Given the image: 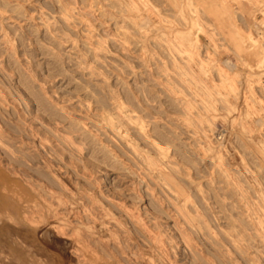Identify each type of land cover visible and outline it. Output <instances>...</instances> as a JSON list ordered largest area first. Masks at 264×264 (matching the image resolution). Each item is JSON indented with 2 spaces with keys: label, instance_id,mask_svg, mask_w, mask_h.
<instances>
[{
  "label": "rangeland",
  "instance_id": "rangeland-1",
  "mask_svg": "<svg viewBox=\"0 0 264 264\" xmlns=\"http://www.w3.org/2000/svg\"><path fill=\"white\" fill-rule=\"evenodd\" d=\"M107 221L110 264H264V0H0V264Z\"/></svg>",
  "mask_w": 264,
  "mask_h": 264
},
{
  "label": "bare ground",
  "instance_id": "bare-ground-1",
  "mask_svg": "<svg viewBox=\"0 0 264 264\" xmlns=\"http://www.w3.org/2000/svg\"><path fill=\"white\" fill-rule=\"evenodd\" d=\"M16 2V1H15ZM224 2V1H223ZM22 4V3H21ZM18 5V4H17ZM20 6V5H19ZM79 7V6H78ZM37 15V14H36ZM155 17V16H154ZM8 18V17H7ZM158 23V22H157ZM156 23V24H157ZM95 28V27H94ZM154 31V30H153ZM95 33V32H94ZM28 34V33H27ZM149 34V33H148ZM97 38V37H96ZM106 39V38H105ZM89 41V40H88ZM96 46V45H95ZM79 60V59H78ZM92 64V63H91ZM14 72V71H13ZM11 73V72H10ZM201 80V79H200ZM93 83V82H92ZM3 91V90H2ZM6 91V90H5ZM10 98V97H9ZM113 102V101H112ZM14 104V103H13ZM19 115V114H18ZM46 117V116H45ZM28 118V117H27ZM14 121V120H13ZM41 128V127H40ZM37 129V128H36ZM203 130V129H202ZM107 132V131H106ZM123 132V131H122ZM7 133V132H6ZM44 133V132H43ZM92 133V132H91ZM48 136V135H47ZM46 136V137H47ZM30 137V136H29ZM45 137V136H44ZM211 138V137H210ZM4 139V138H3ZM44 139V138H43ZM20 141V140H19ZM45 146V145H44ZM57 148V147H56ZM55 150V149H54ZM17 156V155H16ZM67 160V159H66ZM98 160V159H97ZM48 161V160H47ZM51 163V162H50ZM78 167V166H77ZM56 169V168H55ZM78 169V168H77ZM17 171V170H16ZM49 171V170H48ZM60 171V170H59ZM64 171V170H63ZM78 171V170H77ZM15 174V173H14ZM62 174V173H61ZM72 175V174H71ZM81 175V174H80ZM86 175V174H85ZM58 176H59V174H58ZM66 176V175H65ZM64 176V177H65ZM60 180H61V178H60ZM90 180V179H89ZM23 183H25V182H23ZM67 183V182H66ZM100 183V182H99ZM100 185V184H99ZM98 185V186H99ZM75 187V186H74ZM62 188V187H61ZM47 189V188H46ZM63 189V188H62ZM68 189H69V186H68ZM98 189V188H97ZM71 190V189H70ZM81 190V189H80ZM99 190V189H98ZM64 191V190H63ZM83 191V190H82ZM87 191V190H86ZM103 191V190H102ZM74 192V191H73ZM65 193V192H64ZM80 193H81V191H80ZM68 194V193H67ZM93 194V193H92ZM110 195V194H109ZM75 197V196H74ZM85 197V196H84ZM107 197V196H106ZM77 201V200H76ZM98 201V200H97ZM114 202H115V200H114ZM124 202V201H123ZM67 205V204H66ZM106 205V204H105ZM81 206V205H80ZM107 206V205H106ZM92 208V207H91ZM123 208L121 207V210H122ZM134 209V208H133ZM70 210V209H69ZM111 210V209H110ZM120 210V211H121ZM125 210V209H124ZM36 211V210H35ZM129 211L130 210H126V211H122L123 212V214L122 215H124V218L127 220V221H129L131 224H133V226H135L136 228H137V230L139 229L140 231H143L144 230V226H143V224L139 221V219H138V217L136 216V215H134V214H132V213H129ZM75 213V212H74ZM33 214V213H32ZM35 214V213H34ZM114 214V213H113ZM103 215V214H102ZM53 216V221L54 222H52V223H49V225H44V226H46V227H44V229H43V231L44 232H47V231H52V232H54V233H56V234H59V235H62L63 237H65L66 236V232H64V229H60V227H59V225L57 224V218H56V216H55V214L54 215H52ZM74 216V215H73ZM86 216H87V214H86ZM60 217H62V216H60ZM76 217V216H75ZM142 217V216H141ZM93 219V218H92ZM177 219V218H176ZM80 220V219H79ZM70 222V221H69ZM95 222V220L93 219V223ZM127 224V223H126ZM94 225V224H93ZM98 225V227L97 228H99V230L100 231H102L101 233V237H99V236H96V232L93 230V231H89L88 233H85V235L83 236L84 238L83 239H81V241H79V240H77V239H75V238H73V239H75V240H72V242L70 243V246H69V248H68V254L75 260V263L76 264H110L107 260H105V259H102V260H100V259H93L92 258V256L90 255V252L89 251H87L86 249H85V242H88V241H93V242H97V243H99L102 247H104V248H111V245H113V247H114V249H116L119 253H121V254H124V248H123V245H122V243L120 242V241H113L112 242V244L110 243V241H107V240H103V238L102 237H104L103 236V234H108L111 230V228L113 227V226H116V224L113 222V221H107V222H102V223H97L96 224V226ZM145 225V224H144ZM95 226V227H96ZM77 227V226H76ZM92 229V228H91ZM149 229V228H148ZM110 230V231H109ZM113 231V230H112ZM139 231V232H140ZM144 232H146V231H144ZM116 233H118V232H116ZM147 233V232H146ZM158 233V232H157ZM123 234V233H122ZM126 234V233H125ZM111 235V234H110ZM109 235V236H110ZM120 235V234H119ZM141 235H142V233H141ZM144 235V234H143ZM146 235V234H145ZM168 235V234H167ZM62 236H60V237H62ZM108 236V237H109ZM123 236V235H122ZM148 236V235H147ZM68 237V236H67ZM150 237V236H149ZM160 237V236H159ZM125 238V237H124ZM144 238H146V237H144ZM123 239V238H122ZM148 239H150V238H148ZM60 240V239H59ZM137 240V239H136ZM151 240V239H150ZM123 241H125V240H123ZM152 241V240H151ZM42 242V241H41ZM65 243V242H64ZM110 243V244H109ZM125 243H127V242H125ZM130 243V242H129ZM68 245H69V243H68ZM88 245H89V243H88ZM45 246V245H44ZM47 246V245H46ZM129 246V245H128ZM177 246V245H176ZM142 247V246H141ZM88 249V248H87ZM114 249H112V250H114ZM155 251H156V254H159V255H162L163 256V251H164V249H163V247H161V246H156L155 247ZM127 252V251H126ZM67 253V252H66ZM116 254V253H115ZM143 254V253H142ZM144 255V254H143ZM123 256V255H122ZM181 256V255H180ZM119 257V256H118ZM95 258H97V257H95ZM116 259V258H115ZM119 260V259H118ZM134 260V259H133ZM136 262V261H135ZM141 263L142 264H166L165 263V261L163 260V259H160V258H158L157 260H155V261H150V260H145V259H143L142 261H141ZM136 264V263H135Z\"/></svg>",
  "mask_w": 264,
  "mask_h": 264
}]
</instances>
